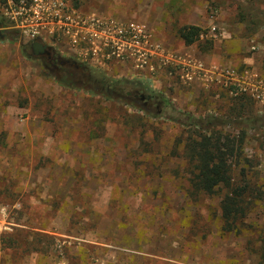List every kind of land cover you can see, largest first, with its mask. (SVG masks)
Segmentation results:
<instances>
[{"label": "rangeland", "instance_id": "rangeland-1", "mask_svg": "<svg viewBox=\"0 0 264 264\" xmlns=\"http://www.w3.org/2000/svg\"><path fill=\"white\" fill-rule=\"evenodd\" d=\"M77 1L87 12L100 3ZM104 3L109 17L145 22L156 41L205 67L215 54L223 64L217 68L232 73V84L225 85L223 74L202 92L157 60L154 71L119 59L100 67L63 41L70 52L42 43L111 80H142L195 116L209 107L222 111L240 95L264 114V96L252 90L264 81V0ZM191 22L201 31L186 45L177 31ZM31 42L20 33L14 42H0V183L10 191L0 193V264H257L244 237L220 236L207 208L216 198L193 202L182 194L185 162L169 156L179 125L158 120L151 131L137 120L161 114V107L120 99V84L115 93L92 95L77 82L80 72L59 80L28 46L23 50ZM143 132L151 145L139 148ZM257 157L264 185V153ZM252 221L264 225V207Z\"/></svg>", "mask_w": 264, "mask_h": 264}, {"label": "trees", "instance_id": "trees-1", "mask_svg": "<svg viewBox=\"0 0 264 264\" xmlns=\"http://www.w3.org/2000/svg\"><path fill=\"white\" fill-rule=\"evenodd\" d=\"M73 5L79 8L77 0ZM0 29V40L16 41L19 37L16 29L9 28L1 12ZM200 31L198 26L184 25L177 34L186 45H190L198 41ZM25 46L24 51L27 46L30 48V44ZM64 60L70 63L68 78L73 79L80 72L82 76L77 82L88 85L92 95L115 93L114 87L120 84L123 91L120 99L132 96L134 101L144 99L161 107L159 115L137 116V120L144 122L145 129L154 131L153 122L158 120L179 125L180 135L169 156H177L185 162L181 186L185 193L182 194L193 202L201 198H216L215 205L209 204L207 208L220 236L244 237L245 249L257 257V264H264V225L259 224L260 221H252L254 212L264 207V185L258 182L259 170L256 169L259 164L256 158L264 153V114L257 113L251 99L245 95L236 96L221 107L222 111L195 116L175 108L162 92L142 80H111L86 63ZM107 88L111 90L106 91ZM222 94L218 93L219 98ZM144 133L141 134L139 148L151 145L143 139ZM2 185L0 183V193L10 192ZM12 244L15 243L10 246L17 245Z\"/></svg>", "mask_w": 264, "mask_h": 264}, {"label": "built area", "instance_id": "built-area-1", "mask_svg": "<svg viewBox=\"0 0 264 264\" xmlns=\"http://www.w3.org/2000/svg\"><path fill=\"white\" fill-rule=\"evenodd\" d=\"M0 12L21 36L31 41H63L74 54L95 66L112 59L130 61L137 70L154 71L153 62L174 67L184 83L232 84L233 75L218 68L207 69L201 61L167 49L156 41L139 20L121 22L96 12L82 11L70 0H0ZM264 96V81L253 87Z\"/></svg>", "mask_w": 264, "mask_h": 264}, {"label": "crops", "instance_id": "crops-1", "mask_svg": "<svg viewBox=\"0 0 264 264\" xmlns=\"http://www.w3.org/2000/svg\"><path fill=\"white\" fill-rule=\"evenodd\" d=\"M97 2V3H96ZM96 2H94V6H93V8H89L90 10H88V11H91V12H96V13H98V14H100V15H104V16H111L110 14V10L109 9H107V6L105 5V3H104V0H100V3H99V1H96ZM113 12V11H112ZM116 19H117V17H116ZM120 19V18H119ZM143 22V21H142ZM145 23V22H144ZM192 23V22H191ZM146 24V23H145ZM147 25V24H146ZM189 25H195V26H197V23L195 22V23H192V24H189ZM179 39H181V38H179ZM182 40V39H181ZM3 41H8V40H0V42H3ZM11 42H14V41H11ZM54 45L55 46H58V47H60V48H62V49H64V50H68L69 51V48L68 47H66V46H64L63 44H61V43H59V41H55L54 42ZM71 51V50H70ZM69 51V52H70ZM208 61H209V63H211V64H209V65H206V67H207V69H213V68H217V67H221L223 64H221L220 63V59H217L216 58V56H215V54L214 55H212V56H210V57H208ZM223 67V66H222ZM143 77V76H142ZM143 78H146V77H143ZM149 81H154V80H149ZM152 84V83H151ZM195 85V87H197V88H199L202 92H204L205 90H207L209 87H212V86H210L209 84H207V83H205V82H203V81H196V83L194 84ZM204 88V89H203ZM214 97H217L216 95H214ZM214 100V99H213ZM217 100H215V102H216ZM219 101V100H218ZM217 101V102H218ZM217 111L215 110V108L214 109H210V107L209 108H207L202 114H200V115H206V114H214V113H216ZM257 113H259V114H261V112H258L257 111ZM199 115V116H200Z\"/></svg>", "mask_w": 264, "mask_h": 264}, {"label": "flooded vegetation", "instance_id": "flooded-vegetation-1", "mask_svg": "<svg viewBox=\"0 0 264 264\" xmlns=\"http://www.w3.org/2000/svg\"><path fill=\"white\" fill-rule=\"evenodd\" d=\"M47 52L36 56L41 61V63L44 65V67L48 68L54 75H56L57 78H68V71L67 67L70 66V63L68 61H65L62 59L53 49L51 46L47 45ZM31 51V47H30ZM32 54V53H31ZM102 90L104 88L102 87ZM106 91H110V88L105 89ZM149 100H152V98H148ZM146 103V101L144 102Z\"/></svg>", "mask_w": 264, "mask_h": 264}, {"label": "water", "instance_id": "water-1", "mask_svg": "<svg viewBox=\"0 0 264 264\" xmlns=\"http://www.w3.org/2000/svg\"><path fill=\"white\" fill-rule=\"evenodd\" d=\"M0 33H1V29H0ZM30 47H31V53L34 56H39L46 53L48 48L46 44L41 43L40 41L37 40L32 41L30 43Z\"/></svg>", "mask_w": 264, "mask_h": 264}]
</instances>
